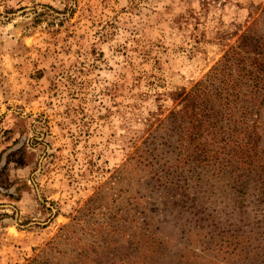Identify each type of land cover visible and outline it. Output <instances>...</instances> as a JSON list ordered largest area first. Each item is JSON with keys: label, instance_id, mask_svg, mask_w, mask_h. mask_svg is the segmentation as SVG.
<instances>
[{"label": "rangeland", "instance_id": "374dc122", "mask_svg": "<svg viewBox=\"0 0 264 264\" xmlns=\"http://www.w3.org/2000/svg\"><path fill=\"white\" fill-rule=\"evenodd\" d=\"M247 32L264 0H0V264H264L262 171L133 159L173 170L171 94Z\"/></svg>", "mask_w": 264, "mask_h": 264}, {"label": "trees", "instance_id": "16d2710c", "mask_svg": "<svg viewBox=\"0 0 264 264\" xmlns=\"http://www.w3.org/2000/svg\"><path fill=\"white\" fill-rule=\"evenodd\" d=\"M239 39L202 80L171 94L181 107L158 121L160 129L169 127L175 134L180 130L172 145L177 156L173 170H158L142 155L133 158L150 167L157 183L173 181L176 168L185 170L194 164L216 165L225 173L229 168L245 183L250 177L259 178L260 171L264 174V149L258 145L261 134L257 130L258 112L264 103V38L247 32ZM152 156L159 164L158 155ZM257 165L262 169L257 171Z\"/></svg>", "mask_w": 264, "mask_h": 264}]
</instances>
